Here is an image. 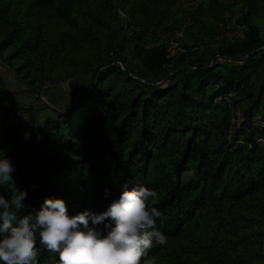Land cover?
<instances>
[{
  "label": "trees",
  "instance_id": "trees-1",
  "mask_svg": "<svg viewBox=\"0 0 264 264\" xmlns=\"http://www.w3.org/2000/svg\"><path fill=\"white\" fill-rule=\"evenodd\" d=\"M30 1L65 21L88 0ZM7 2L0 0V47L14 46L11 57L27 60L39 39L24 37L23 28L9 17ZM241 21L244 39L218 54L222 62L197 59L169 71L172 59L164 46L141 48L137 55L144 69L159 77L154 81L132 79L119 65L107 63L95 84L79 88L68 107L45 116L28 159L16 144L21 128L0 122V158L12 162L15 185L27 192L23 214L38 211L46 198L62 199L69 216L100 213L124 185L146 187L159 195L155 207L162 220L156 226L172 239L182 236L204 207L222 211L257 194L264 186V125L254 119L258 107L264 118V89L237 129L241 141L224 138L229 129L224 101L244 88L264 61L256 26L247 17ZM110 75L128 89L116 90L117 81L102 83ZM212 105L223 115L203 121L200 113ZM0 194L7 190L0 188ZM97 227L104 231L103 224ZM37 247V264H60L58 254L39 241Z\"/></svg>",
  "mask_w": 264,
  "mask_h": 264
},
{
  "label": "rangeland",
  "instance_id": "rangeland-1",
  "mask_svg": "<svg viewBox=\"0 0 264 264\" xmlns=\"http://www.w3.org/2000/svg\"><path fill=\"white\" fill-rule=\"evenodd\" d=\"M7 1L9 17L23 28L24 37L39 39L27 60L11 57L14 46L0 47V122L21 128L16 144L24 159L34 156L45 116L68 107L79 88L95 84L107 63L119 65L132 79L154 81L159 77L146 71L137 55L141 48L164 46L172 59L169 71L197 59L222 62L218 54L238 43L228 35L244 17L256 26L264 46V0H88L65 21L30 0ZM226 15L230 27L225 31L217 24ZM102 81L128 89L115 75ZM261 89L264 62L244 88L224 101L229 123L224 138L241 141L237 129ZM221 110L212 105L200 115L213 121L223 115ZM260 114L254 123L264 125ZM19 116L25 125L17 122ZM156 247L151 255L156 264H264V186L222 211L204 207L182 236Z\"/></svg>",
  "mask_w": 264,
  "mask_h": 264
},
{
  "label": "clouds",
  "instance_id": "clouds-1",
  "mask_svg": "<svg viewBox=\"0 0 264 264\" xmlns=\"http://www.w3.org/2000/svg\"><path fill=\"white\" fill-rule=\"evenodd\" d=\"M13 171L12 162L0 158V188L7 190L0 194L3 264H37V241L58 254L60 264H156L151 250L168 243L156 226L162 213L155 207L159 195L153 189L124 185L118 199L100 213L69 216L62 199L46 198L38 211L23 214L27 192L16 187Z\"/></svg>",
  "mask_w": 264,
  "mask_h": 264
},
{
  "label": "bare ground",
  "instance_id": "bare-ground-1",
  "mask_svg": "<svg viewBox=\"0 0 264 264\" xmlns=\"http://www.w3.org/2000/svg\"><path fill=\"white\" fill-rule=\"evenodd\" d=\"M229 23H230V16L229 15H226V16L223 17V20H221V22L219 23V25H220V27H222L226 31L230 27L229 26L230 25ZM242 27H244L243 32H239V33L233 34V31H232L231 33H229L228 40L230 42H232V43L239 42V41H241L244 38L245 31H246V26L243 25V24H240V25L236 26L235 28H242Z\"/></svg>",
  "mask_w": 264,
  "mask_h": 264
},
{
  "label": "built area",
  "instance_id": "built-area-1",
  "mask_svg": "<svg viewBox=\"0 0 264 264\" xmlns=\"http://www.w3.org/2000/svg\"><path fill=\"white\" fill-rule=\"evenodd\" d=\"M220 22V21H219ZM219 22H218V24L217 25H219ZM243 29H244V27H242V28H233V26H232V28H231V30L233 31V34H235V33H239V32H243ZM219 31H223L222 29H219ZM13 114L14 113H10V115L8 116L11 120H12V118H14L15 116H13ZM23 116V115H22ZM22 116H19V119H18V117H17V119H18V121L17 122H19V123H21V124H26V120H25V118L24 117H22ZM260 118V117H259Z\"/></svg>",
  "mask_w": 264,
  "mask_h": 264
},
{
  "label": "crops",
  "instance_id": "crops-1",
  "mask_svg": "<svg viewBox=\"0 0 264 264\" xmlns=\"http://www.w3.org/2000/svg\"><path fill=\"white\" fill-rule=\"evenodd\" d=\"M264 62V61H263Z\"/></svg>",
  "mask_w": 264,
  "mask_h": 264
}]
</instances>
